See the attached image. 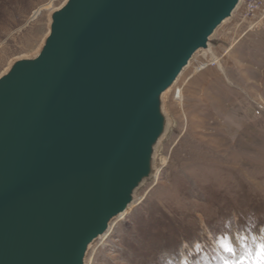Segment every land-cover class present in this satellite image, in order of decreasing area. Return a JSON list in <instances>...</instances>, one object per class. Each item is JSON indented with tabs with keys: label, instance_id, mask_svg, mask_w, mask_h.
Here are the masks:
<instances>
[{
	"label": "water",
	"instance_id": "1",
	"mask_svg": "<svg viewBox=\"0 0 264 264\" xmlns=\"http://www.w3.org/2000/svg\"><path fill=\"white\" fill-rule=\"evenodd\" d=\"M243 0H64L0 72V264H86L155 177L167 91Z\"/></svg>",
	"mask_w": 264,
	"mask_h": 264
},
{
	"label": "rangeland",
	"instance_id": "2",
	"mask_svg": "<svg viewBox=\"0 0 264 264\" xmlns=\"http://www.w3.org/2000/svg\"><path fill=\"white\" fill-rule=\"evenodd\" d=\"M63 1L0 0V72L37 50ZM249 2L170 89L158 172L93 243L88 264H256L264 244V0L255 14Z\"/></svg>",
	"mask_w": 264,
	"mask_h": 264
},
{
	"label": "built area",
	"instance_id": "3",
	"mask_svg": "<svg viewBox=\"0 0 264 264\" xmlns=\"http://www.w3.org/2000/svg\"><path fill=\"white\" fill-rule=\"evenodd\" d=\"M247 8L255 14L259 9H262L260 0H250Z\"/></svg>",
	"mask_w": 264,
	"mask_h": 264
},
{
	"label": "snow or ice",
	"instance_id": "4",
	"mask_svg": "<svg viewBox=\"0 0 264 264\" xmlns=\"http://www.w3.org/2000/svg\"><path fill=\"white\" fill-rule=\"evenodd\" d=\"M231 250L232 249L230 248L229 251ZM256 264H264V244L260 245V251L257 253V256H256Z\"/></svg>",
	"mask_w": 264,
	"mask_h": 264
},
{
	"label": "bare ground",
	"instance_id": "5",
	"mask_svg": "<svg viewBox=\"0 0 264 264\" xmlns=\"http://www.w3.org/2000/svg\"><path fill=\"white\" fill-rule=\"evenodd\" d=\"M38 13H39V10L35 11V15H37ZM35 15H34V16H35ZM211 51H212V50H211ZM196 55H197V54H196ZM194 57H195V56H194ZM191 61H192V60H191ZM191 61H190V63H191ZM189 65H190V64H189ZM183 71H184V70H183ZM183 71H182V72H183ZM181 74H182V73H181ZM181 74H180V75H181ZM178 78H179V77H178ZM176 81H177V80H176ZM175 83H176V82H175ZM175 83H174V84H175ZM171 88H172V87H170V88L168 89V91L166 92L167 95H168V93H169V91H170ZM157 172H158V167H157ZM157 172H156V174H157ZM156 174H155V176H156ZM138 199H139V197L137 198V200H138ZM137 200H136V201H137ZM136 201H135V202H136ZM135 202H134V203H135ZM134 203H133V204H134ZM130 208H131V207H130ZM130 208H129V209H130ZM129 209H128V210H129ZM128 210H127V211H128ZM127 211H126V212H127ZM125 214H126V213H125ZM123 218H124V215L121 216V217H119V218H117V220H122ZM111 227H112V224H111ZM109 231H110V230H109ZM109 231H108V232H109ZM108 232H107V233H108ZM107 233H106L103 237H101L100 239L103 240V238L107 235ZM101 240H100V241H101ZM86 264H88V263H86Z\"/></svg>",
	"mask_w": 264,
	"mask_h": 264
}]
</instances>
